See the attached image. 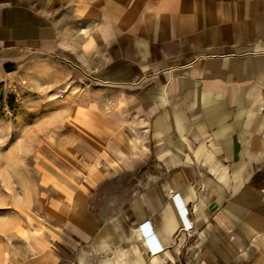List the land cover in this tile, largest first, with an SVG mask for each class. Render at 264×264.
Wrapping results in <instances>:
<instances>
[{
    "label": "crops",
    "instance_id": "1",
    "mask_svg": "<svg viewBox=\"0 0 264 264\" xmlns=\"http://www.w3.org/2000/svg\"><path fill=\"white\" fill-rule=\"evenodd\" d=\"M31 57L98 122L71 145L56 237L17 264H59L61 233L264 264V0H0V83Z\"/></svg>",
    "mask_w": 264,
    "mask_h": 264
},
{
    "label": "rangeland",
    "instance_id": "2",
    "mask_svg": "<svg viewBox=\"0 0 264 264\" xmlns=\"http://www.w3.org/2000/svg\"><path fill=\"white\" fill-rule=\"evenodd\" d=\"M46 65L40 58L23 59L0 83V264H17L27 253L29 236L56 237L59 202L70 187L63 180L69 175L71 145L80 142V128L98 122L74 118L65 97H59L65 89L50 87L53 76ZM258 119L264 142V107ZM261 160L257 178L264 187V154ZM102 193L99 189L94 202L99 210ZM61 235L65 247L59 264H195L188 255L151 261L137 241L123 250L120 236L81 246ZM154 250L150 256L162 254Z\"/></svg>",
    "mask_w": 264,
    "mask_h": 264
},
{
    "label": "built area",
    "instance_id": "3",
    "mask_svg": "<svg viewBox=\"0 0 264 264\" xmlns=\"http://www.w3.org/2000/svg\"><path fill=\"white\" fill-rule=\"evenodd\" d=\"M59 97H63V94L60 92L59 93ZM185 221H186V225H185V229L187 230V231H191L192 230V225L189 223V221H187L186 219H185ZM156 251V250H155Z\"/></svg>",
    "mask_w": 264,
    "mask_h": 264
}]
</instances>
